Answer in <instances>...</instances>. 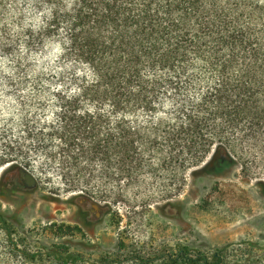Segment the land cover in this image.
<instances>
[{"label": "trees", "instance_id": "trees-1", "mask_svg": "<svg viewBox=\"0 0 264 264\" xmlns=\"http://www.w3.org/2000/svg\"><path fill=\"white\" fill-rule=\"evenodd\" d=\"M30 3L41 14L36 29L29 0H0V56L8 61L0 83L15 101L0 124L3 174L29 170L30 144L61 180L112 178V168L120 179L142 169L155 177L166 166L183 180L188 169L224 166L221 151L239 134L264 136V0ZM49 40L61 46L62 66L29 74V50ZM29 87L30 102L48 115L43 124L29 122ZM239 254L179 250L164 264H264L229 262Z\"/></svg>", "mask_w": 264, "mask_h": 264}, {"label": "rangeland", "instance_id": "rangeland-1", "mask_svg": "<svg viewBox=\"0 0 264 264\" xmlns=\"http://www.w3.org/2000/svg\"><path fill=\"white\" fill-rule=\"evenodd\" d=\"M28 22L34 29L41 23L30 0ZM7 66L0 56V68ZM61 66L56 40L29 50V74ZM31 96L29 87V122L43 124L48 115ZM14 106V91L0 83V124L12 118ZM224 155L229 160L221 168L197 174L191 168L183 180H173L176 169L169 166L155 177L142 169L120 179L112 168V178L61 180L56 166L29 144L26 171L34 187H25L20 172L0 168V264H66L68 254L80 257L76 264H164L179 250L210 255L225 247L241 250L229 262L263 260L264 136L252 141L239 134ZM52 248L63 255H52Z\"/></svg>", "mask_w": 264, "mask_h": 264}, {"label": "water", "instance_id": "water-1", "mask_svg": "<svg viewBox=\"0 0 264 264\" xmlns=\"http://www.w3.org/2000/svg\"><path fill=\"white\" fill-rule=\"evenodd\" d=\"M20 176L23 178L26 188H32L36 185L34 176L26 170H20ZM93 207L97 209L96 205H94Z\"/></svg>", "mask_w": 264, "mask_h": 264}, {"label": "flooded vegetation", "instance_id": "flooded-vegetation-1", "mask_svg": "<svg viewBox=\"0 0 264 264\" xmlns=\"http://www.w3.org/2000/svg\"><path fill=\"white\" fill-rule=\"evenodd\" d=\"M94 210H97V209H95L94 207L91 209V211H94ZM99 216V214L98 213H96V217H98Z\"/></svg>", "mask_w": 264, "mask_h": 264}]
</instances>
